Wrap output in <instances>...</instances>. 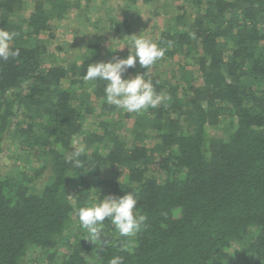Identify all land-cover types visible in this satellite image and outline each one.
<instances>
[{
	"label": "trees",
	"instance_id": "obj_1",
	"mask_svg": "<svg viewBox=\"0 0 264 264\" xmlns=\"http://www.w3.org/2000/svg\"><path fill=\"white\" fill-rule=\"evenodd\" d=\"M33 1L29 10L26 0H0V28L16 33L11 47L20 50L0 60V155L11 134L27 155L17 175L0 165V264H22L31 252L33 264H108L116 255L124 264H264V0H191V21L184 8L175 14L149 39L166 48L163 59L181 55L194 70L183 81L149 69L167 99L140 113L107 103L106 82L83 79L97 43L80 61L46 62L50 21L71 3ZM111 21L128 31L126 18ZM145 71L137 63L125 76ZM88 86L95 104L76 88ZM93 115L102 132L85 131ZM81 144L77 167L68 157ZM75 181L97 203L134 191L147 217L141 231L120 237L106 219L104 243L91 244L81 226L73 234ZM63 244L69 250L58 256Z\"/></svg>",
	"mask_w": 264,
	"mask_h": 264
},
{
	"label": "rangeland",
	"instance_id": "obj_2",
	"mask_svg": "<svg viewBox=\"0 0 264 264\" xmlns=\"http://www.w3.org/2000/svg\"><path fill=\"white\" fill-rule=\"evenodd\" d=\"M71 3V7L65 18L58 20L52 19L50 21L52 32L54 37L49 39V52L46 55V62L52 63H65L72 59L81 60L83 54H88L89 46L93 43H97L100 51L98 61L115 60L117 58L127 57L129 54V47L125 45L130 41L132 34H142L146 38H156L160 30L166 29L168 23L173 22V16L177 13L183 12V8L186 9V17L188 21L192 20L193 7L191 0H81L80 6L76 5L78 0H68ZM27 6L30 9L34 8L33 0H26ZM91 16L90 20L86 19V16ZM128 22V31L121 32L111 25V20L125 19ZM125 45V46H124ZM124 46V47H123ZM123 47L122 49H119ZM66 58V59H64ZM64 60V61H63ZM97 61V62H98ZM150 68V73H158L163 77L176 76V80L185 81V76L194 70V65L188 62L181 55H176L173 59H163L157 61ZM68 85V81L64 82ZM78 92L84 91L91 93L92 96L89 101L93 104L96 103V96L93 94V90L88 87H76ZM90 95V94H89ZM78 103L77 100H74ZM99 111V108H97ZM90 119L85 123V131H97L102 132L103 128L97 124L100 118L97 115L89 117ZM113 120L121 118L118 112L111 114ZM127 123H124L126 128L125 133L131 131V120L126 119ZM209 131L212 135L222 134L224 131L221 128L209 127ZM81 137H76V143L80 141ZM20 138L11 134L7 136L5 143L3 144L4 150L0 155V165L5 175H17V173L23 169L26 161V153H22ZM16 141V142H14ZM149 146H152L155 142L152 139H146L145 141ZM123 170V169H121ZM120 171L114 169V176L121 178ZM83 190V192H81ZM70 197L74 204L75 210L78 211L79 207L86 203H97V197L91 193L86 194V189L75 181L70 186ZM95 199V201L93 200ZM73 220L76 225L73 227L72 233L80 231L78 226H81L78 215L75 213ZM82 228V227H81ZM83 229V228H82ZM102 230V239H105L103 233L107 236V230ZM83 232L86 233L84 229ZM87 235V233H86ZM91 244L96 246L97 244L90 241ZM239 245L234 244L233 249L238 251ZM68 246H60L58 256H61L64 252H67ZM38 258L40 255L37 256ZM36 257L33 253L28 254L22 264L36 263ZM245 260L234 259L229 264H243ZM263 264V263H261Z\"/></svg>",
	"mask_w": 264,
	"mask_h": 264
},
{
	"label": "clouds",
	"instance_id": "obj_3",
	"mask_svg": "<svg viewBox=\"0 0 264 264\" xmlns=\"http://www.w3.org/2000/svg\"><path fill=\"white\" fill-rule=\"evenodd\" d=\"M15 36V32L0 28V60L7 61L19 57L20 50L11 47ZM130 37V41L125 44L129 47L127 57L90 63L83 79L106 82L104 92L107 103L130 113H140L149 108L156 109L167 99L163 92H157L152 79L146 78L148 70L165 55L166 48L141 33L132 34ZM168 45L171 46V41ZM137 63L147 71L126 77L125 73L128 69L135 68ZM84 152L85 147L81 144L68 157L69 161L77 167L81 166L78 157ZM137 205V194L131 190L120 196L109 194L103 196L99 203H86L79 207V222L86 230V238L96 244L98 241L106 242L107 240L102 239L103 224L106 219L115 227L120 237H135L147 219L140 213ZM103 235L107 237L105 233ZM132 247V243L128 241L122 245L121 250L130 251ZM108 264H124V257L113 256Z\"/></svg>",
	"mask_w": 264,
	"mask_h": 264
}]
</instances>
